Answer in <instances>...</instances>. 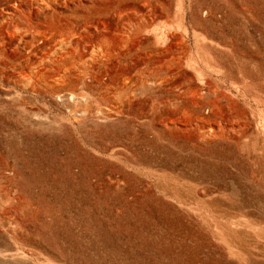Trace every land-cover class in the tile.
<instances>
[{
	"label": "rangeland",
	"instance_id": "rangeland-1",
	"mask_svg": "<svg viewBox=\"0 0 264 264\" xmlns=\"http://www.w3.org/2000/svg\"><path fill=\"white\" fill-rule=\"evenodd\" d=\"M0 264H264V0H0Z\"/></svg>",
	"mask_w": 264,
	"mask_h": 264
}]
</instances>
